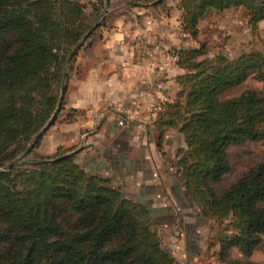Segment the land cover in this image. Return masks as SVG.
I'll list each match as a JSON object with an SVG mask.
<instances>
[{"label": "trees", "instance_id": "trees-1", "mask_svg": "<svg viewBox=\"0 0 264 264\" xmlns=\"http://www.w3.org/2000/svg\"><path fill=\"white\" fill-rule=\"evenodd\" d=\"M90 3L95 15L87 23L80 0H0V167L29 149L0 173V264H178L150 209L83 169L76 152L27 159L57 110L66 57L109 1ZM180 7L192 38L213 11L243 7L254 29L264 20V0H181ZM177 52L181 93L156 125L162 137L173 128L185 138L178 177L191 205L206 218L231 220L233 240L251 254L264 234V164L221 192L216 185L232 169L228 146L264 138V102L253 89L221 95L253 75L264 81V52L210 56L205 42Z\"/></svg>", "mask_w": 264, "mask_h": 264}, {"label": "crops", "instance_id": "crops-1", "mask_svg": "<svg viewBox=\"0 0 264 264\" xmlns=\"http://www.w3.org/2000/svg\"><path fill=\"white\" fill-rule=\"evenodd\" d=\"M108 1L104 25L97 31L100 36L79 52L70 78L65 107L74 120L53 124L38 152L43 156H53L60 148L76 152L83 169L112 176V182L130 188L136 201H144L151 212L177 213L185 189L178 169L170 167L169 153L180 147L181 138L185 146L186 142L178 129L170 128L162 137L156 118L180 95L177 79L184 70L168 65L166 49L198 48L200 42L210 41V56L227 55L223 38L242 26L251 36L250 15L243 7L213 11L209 26L202 19L198 36L192 38L182 28L181 0ZM124 6L137 11L128 16L121 13ZM228 12H241L243 18L228 25ZM263 25L264 20L258 24ZM172 139L178 142L172 145Z\"/></svg>", "mask_w": 264, "mask_h": 264}, {"label": "rangeland", "instance_id": "rangeland-1", "mask_svg": "<svg viewBox=\"0 0 264 264\" xmlns=\"http://www.w3.org/2000/svg\"><path fill=\"white\" fill-rule=\"evenodd\" d=\"M80 2L82 5H85V15L83 20H85L87 23H90L95 15L94 8L89 0H80ZM136 11L133 12L132 8L124 6L121 13L131 16L132 12L134 14ZM111 13L112 16L116 15V12ZM228 13L229 17L226 21L228 25H233L235 18H243V14L241 12ZM226 15L228 16V14ZM112 16H110V18ZM211 16L213 15L209 14L206 17L205 23L207 27L209 26L208 21H210ZM96 20L98 21V19ZM242 28L238 29V31L234 28L232 30L233 35L230 34L227 36V38H223V40L225 39L224 44L225 51L228 53L227 55L230 58H235L243 53H250L254 51L264 52V25L257 26L255 29L253 28L251 31V36L246 35L247 33L245 31L243 33ZM99 36L100 32H97L94 38H90V36H88L74 54H72V51L77 45L66 57L67 61L70 58V63L66 72V92L62 98V104L58 111L59 114L54 124L58 120L61 122H68L69 116L72 115V112L65 107V104L66 93L70 78L73 77L76 58L85 45H88V43L91 41L96 40ZM206 44L207 49L210 52L213 45L210 44V41H208ZM216 48L217 46L214 47V50ZM211 54L212 53H210V55ZM248 89L256 90L264 102V81L257 79L254 75L251 76L244 84L228 88L222 93L221 96L224 99L231 98L240 95L243 91ZM51 126L47 124L46 128L43 130V135L46 134ZM175 142H178V139H172V145ZM182 142L183 140L181 138L180 147L177 146L178 148H172L169 153V160L171 163L170 167L174 170H179L180 160L183 155L182 151L187 147V145L185 146L183 144L184 142ZM38 148H36L27 159L33 160L38 157H52L41 155L40 152H38ZM227 153L232 169L227 175H225L223 180L216 185L218 192H221L236 184L240 178L248 175L250 171L257 165L264 164V138L257 141L248 140L242 144H232L228 146ZM26 156H24V153L20 155L15 164L20 163V161ZM30 165V162L25 165L21 164L20 168L25 169L30 167ZM3 167H0V169ZM95 174L102 177L100 172ZM102 178L106 179L110 186L120 188L118 186H120L119 184H121V182H112V176L105 173ZM120 189L126 194L127 197L136 201L131 190H129L130 188L126 190L122 187ZM179 198L181 200L178 204L180 207H182V210L178 211L177 213L166 212L158 214L151 212L155 232L161 239L163 246L166 247L169 252L177 259L176 261L178 264H226V261L233 262L234 264H264V234L262 235L261 243L256 247V249L251 254H246L241 250L238 243L232 238L233 235L236 234V231L233 229L231 220L228 219L218 221L216 219L206 218L200 213L197 207L191 205L185 193L182 195L180 194ZM140 201L143 204L144 201L141 199Z\"/></svg>", "mask_w": 264, "mask_h": 264}, {"label": "water", "instance_id": "water-1", "mask_svg": "<svg viewBox=\"0 0 264 264\" xmlns=\"http://www.w3.org/2000/svg\"><path fill=\"white\" fill-rule=\"evenodd\" d=\"M107 10H108V7H105V8L103 9V11L101 12V15H100V19H98V21L94 24V26L92 27V29H91L89 32H87V33L83 36V38H82V39L80 40V42L77 44V46L75 47V49L72 51V54H74L75 51H76V50H77V49L83 44V42H84L85 39L91 34V32H92L96 27L99 26L100 22L102 21V19L104 18L105 14L107 13ZM69 63H70V58H69L68 61H67V65H66V69H65V75H64V79H63V85H62L61 99H60V101H59L57 111H55V113H54L52 119L50 120V122H49L48 124H50L51 121H53V119L55 118V116L58 114V111H59L60 106H61V104H62V98H63L64 93H65L66 72H67V69H68V65H69ZM30 148H31V147H30ZM28 151H29V149H27V150L25 151L24 156L27 155ZM15 163H16V161H12V162L8 163L5 167H3V168L0 169V173H1V172H5L6 170L10 169Z\"/></svg>", "mask_w": 264, "mask_h": 264}, {"label": "built area", "instance_id": "built-area-1", "mask_svg": "<svg viewBox=\"0 0 264 264\" xmlns=\"http://www.w3.org/2000/svg\"><path fill=\"white\" fill-rule=\"evenodd\" d=\"M166 51L168 52V65L177 66L179 63L180 55L174 48H167ZM147 54H150V51H147ZM120 124L123 125L124 122L120 121Z\"/></svg>", "mask_w": 264, "mask_h": 264}]
</instances>
